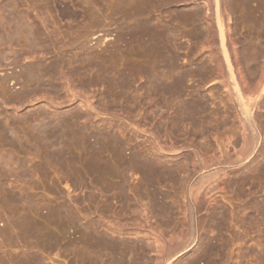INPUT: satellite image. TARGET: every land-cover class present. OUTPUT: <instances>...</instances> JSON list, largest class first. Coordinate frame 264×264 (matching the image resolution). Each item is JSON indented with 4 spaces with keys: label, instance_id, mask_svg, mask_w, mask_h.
Masks as SVG:
<instances>
[{
    "label": "rangeland",
    "instance_id": "obj_1",
    "mask_svg": "<svg viewBox=\"0 0 264 264\" xmlns=\"http://www.w3.org/2000/svg\"><path fill=\"white\" fill-rule=\"evenodd\" d=\"M205 2L0 0L5 21L14 8L52 35L58 45L45 62L59 51L67 58L86 50L93 58L83 75L57 77L55 88L29 87L23 96L15 84L18 64L35 55L22 50L16 63L14 51L0 44V78L6 79L0 86V264H111L105 248L112 241L125 243L136 264H154L165 248L180 244L190 222L184 172L173 174L174 184L156 185L169 207L158 214L144 184L150 173L122 169L134 159L183 167L192 180L215 175L204 177L195 193L198 228L192 227L195 241L211 243V250L196 261L199 243L176 264H264V103L253 108L257 130L251 131L227 92L231 83ZM247 7L248 20L240 11L223 19L237 80L250 97L264 70V3L250 0ZM140 12L146 17L137 21ZM254 51L252 69L243 56ZM172 81L170 93L156 87ZM180 102L203 106L212 115L208 127H174ZM43 129L48 139L41 138ZM60 145L67 155L51 161L48 150Z\"/></svg>",
    "mask_w": 264,
    "mask_h": 264
},
{
    "label": "bare ground",
    "instance_id": "obj_2",
    "mask_svg": "<svg viewBox=\"0 0 264 264\" xmlns=\"http://www.w3.org/2000/svg\"><path fill=\"white\" fill-rule=\"evenodd\" d=\"M264 3V0H260ZM250 0H206L205 5L208 7L209 15L212 17L211 20L215 23V28L217 30V37L219 40V45L222 51L223 64L225 65V73H227V78L230 80L231 85L226 87L227 92L232 98V101L235 102V105L238 108L239 116L242 118L241 120L244 123V126L250 127L251 131L257 130V124L255 121V115L253 114V108H258L264 103V70H261V74L256 85L253 88H250L248 92H250V97L245 96L244 92L240 88L239 81L237 80V75L234 70V66L230 59L228 45H227V27L225 26L223 17H228L227 15L236 11H240L243 20H248V4ZM254 5V3L252 4ZM4 7L6 5L3 4ZM143 8V6H141ZM4 9V8H2ZM8 11V19L5 21L4 18L0 16V44L10 47L14 51V61L18 63L21 59V52L25 50L26 52H30L34 54V61L32 63H26L25 61L20 62L19 71L15 75V84L19 82L22 90L20 91V95H25L26 92L30 89L36 90L40 88L44 89H52L55 88V80L57 77H69L71 75L81 76L87 70H91L93 68V58L92 55H89L86 50L79 52L78 55L71 54L67 58L65 54H61V51L55 52L50 55V60L45 62L42 58L48 54H51V50H56V41L53 39L52 35H47L46 32L39 31L36 26L27 24L25 20L19 17L14 8ZM197 14H199L200 9L196 10ZM0 12L1 9H0ZM3 13V12H2ZM129 12L124 13V17ZM146 16L143 13H138L135 18L137 21H141ZM7 23V27L4 25ZM24 40V43H21V40ZM47 44L49 49H47ZM23 46V49H22ZM47 47V48H45ZM54 51V50H53ZM63 51V50H62ZM70 51V50H69ZM259 51L250 52V58H247L245 55L243 56V60L246 63L250 62V68L254 69L256 67L255 62L258 59ZM41 56V58H39ZM26 57H23L25 60ZM219 65V63H218ZM1 66V61H0ZM223 71V70H220ZM224 73V72H223ZM72 77V76H71ZM225 81H223V86H225ZM6 83L5 78H0V86ZM228 83V85L230 84ZM30 87V89H29ZM156 87L163 92H172L176 88V83L171 82L166 85L157 84ZM225 89V90H226ZM246 93V92H245ZM247 94V93H246ZM256 94V95H255ZM212 115L205 112V108L203 106H199L195 102H180L174 108V113L172 115L171 123L174 127H179L183 123L188 124L192 129H196L199 127L207 128L211 123ZM57 123H61V120H58ZM218 123H220L218 121ZM55 128V126H54ZM41 138L48 139V135L46 129L41 131ZM200 132V131H199ZM61 133L57 134V137L60 138ZM61 139V138H60ZM254 142V137H250V146ZM54 145V144H53ZM50 144V146H53ZM49 146V147H50ZM48 148V147H47ZM52 147H50L51 149ZM49 149V148H48ZM67 148L64 145H60L56 147L54 150L49 151V159L52 161H58L61 157H65L67 155ZM91 152V151H90ZM93 155L97 153L96 147V139L92 142V152ZM200 167V166H199ZM122 169H143L150 173L148 178H145L144 184L149 189L148 195L151 200V206L153 210L158 214H165L169 212V207L164 204V196L157 191L158 188L156 185L165 182L174 184L170 181L171 177H173L174 173H179L180 171L184 172V175L180 180V183L186 187V197L188 198L189 204L187 205L189 228L186 233V236L180 244L174 247H167L163 250L162 254L157 257V260L154 264H176L177 260L184 254L190 252L197 244L200 245V250L202 254L196 255V261L202 258L203 253L211 250V243L208 242H197L195 241L196 229H192V227L197 226L198 228V220L195 219V215L198 212L197 205L195 204V193L201 188V186L205 183L203 182V178L207 176L208 180H214L211 173L203 172V174L199 175L197 178L193 179V174L190 173L189 170L184 171V168L175 167L171 170H166L161 168L160 165H155L153 163L144 162L141 163L136 159L132 160L129 164L122 167ZM217 169V168H216ZM214 171V170H213ZM208 174V175H207ZM152 176L155 180H152ZM216 179V178H215ZM206 181V180H205ZM206 181V182H207ZM211 183V182H210ZM178 183H176L177 185ZM251 213V211H250ZM63 216H67L66 211H62ZM257 216L263 218V214L261 209H258L256 212ZM213 219H217L216 223L220 222V219L214 216ZM251 220V215H250ZM252 222V221H250ZM264 224V222H263ZM191 229V231H189ZM109 245V247L105 248L107 253H111L113 260L111 264H136L133 261V251L127 250L125 243H121L120 246L115 247L114 244ZM83 246H79V250H81ZM101 250V249H100ZM104 253V252H103ZM131 254V256L127 259V255ZM89 255H97V252L94 250H89ZM98 256V255H97ZM196 261L190 260L187 264H197ZM83 262V261H82ZM81 262V263H82ZM143 264H152L150 260H145Z\"/></svg>",
    "mask_w": 264,
    "mask_h": 264
}]
</instances>
